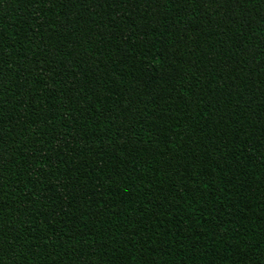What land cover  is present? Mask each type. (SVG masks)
Segmentation results:
<instances>
[{"label":"trees","instance_id":"1","mask_svg":"<svg viewBox=\"0 0 264 264\" xmlns=\"http://www.w3.org/2000/svg\"><path fill=\"white\" fill-rule=\"evenodd\" d=\"M0 264H264V0H0Z\"/></svg>","mask_w":264,"mask_h":264}]
</instances>
